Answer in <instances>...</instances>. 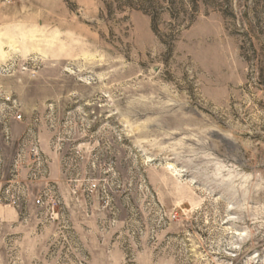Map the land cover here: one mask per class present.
<instances>
[{
    "label": "rangeland",
    "instance_id": "374dc122",
    "mask_svg": "<svg viewBox=\"0 0 264 264\" xmlns=\"http://www.w3.org/2000/svg\"><path fill=\"white\" fill-rule=\"evenodd\" d=\"M0 183V264H264V0H0Z\"/></svg>",
    "mask_w": 264,
    "mask_h": 264
},
{
    "label": "crops",
    "instance_id": "0c3cea01",
    "mask_svg": "<svg viewBox=\"0 0 264 264\" xmlns=\"http://www.w3.org/2000/svg\"><path fill=\"white\" fill-rule=\"evenodd\" d=\"M7 130L9 133H7L6 131H4L3 136H2V149L4 151V153L7 152V147L10 146H16L15 152L13 154V158H12V164L11 167L13 168L15 172L11 177L13 179H15L14 183L16 184H22L20 181L22 180V178L24 177L23 175H25L28 171L29 166L28 165H24L22 164H17L16 165V157L18 156V153L20 152V145L18 144V140L20 139V136L22 135V133L25 131L26 128H24L23 124H6ZM41 144H40V148L42 153H44L45 155L49 156L50 158H54L55 155L52 154L48 148V144L45 143L44 141L40 140ZM47 163V172H46V179H44L45 181H48V178L50 177V175L52 174H57L56 171L58 172V169H60V165L59 163H56V161L53 159L51 162L49 160H46ZM41 181V180H40ZM2 183H0L1 185ZM2 194V186L0 187V196ZM30 197V196H29ZM29 197H25L23 200V203L26 204L27 203V198ZM37 197H35L36 199ZM34 199V200H35ZM10 207V206H8ZM6 218L4 219V221L6 223H14V222H19L20 220V216L18 211L13 207L12 209L9 208V210L6 211Z\"/></svg>",
    "mask_w": 264,
    "mask_h": 264
},
{
    "label": "built area",
    "instance_id": "2783aa9c",
    "mask_svg": "<svg viewBox=\"0 0 264 264\" xmlns=\"http://www.w3.org/2000/svg\"><path fill=\"white\" fill-rule=\"evenodd\" d=\"M4 4H9L11 3L13 0H2ZM17 120H20V116H16ZM28 154L30 156L31 159V169L33 168V166H37L42 167L45 164V161L43 159V157L41 156V153L39 151L38 146L35 144H31ZM19 158L20 155L18 156V158L16 159V165L19 163ZM6 194H8V191H5ZM51 195V194H50ZM49 193H44L43 195H39L35 200H34V204L38 207H47L49 211H51V213H53L55 211V207L58 205V200L56 197L54 196H50ZM47 198V200H46ZM18 198L10 195L7 198L4 199L5 204H7L8 206H12V207H18L19 206V202H18ZM0 203H2L1 199H0Z\"/></svg>",
    "mask_w": 264,
    "mask_h": 264
},
{
    "label": "trees",
    "instance_id": "16d2710c",
    "mask_svg": "<svg viewBox=\"0 0 264 264\" xmlns=\"http://www.w3.org/2000/svg\"><path fill=\"white\" fill-rule=\"evenodd\" d=\"M124 1H128V2H131V1H133V0H124Z\"/></svg>",
    "mask_w": 264,
    "mask_h": 264
}]
</instances>
